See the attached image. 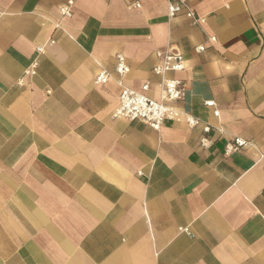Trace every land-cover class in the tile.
<instances>
[{
    "label": "crops",
    "instance_id": "1",
    "mask_svg": "<svg viewBox=\"0 0 264 264\" xmlns=\"http://www.w3.org/2000/svg\"><path fill=\"white\" fill-rule=\"evenodd\" d=\"M66 1L0 0V264H264V0ZM169 47L200 124L113 118Z\"/></svg>",
    "mask_w": 264,
    "mask_h": 264
},
{
    "label": "built area",
    "instance_id": "2",
    "mask_svg": "<svg viewBox=\"0 0 264 264\" xmlns=\"http://www.w3.org/2000/svg\"><path fill=\"white\" fill-rule=\"evenodd\" d=\"M193 0H178L167 2V16L174 17L185 10V16L193 18V12L190 9H186V3ZM74 0H67L59 7V13L62 16H71V7ZM132 8H140L138 1L133 2L130 5ZM202 22L203 19H197ZM214 39V38H212ZM50 40L49 43H53ZM36 50L41 51V47H37ZM203 50L202 46L195 47L196 52ZM155 56L158 59V63L152 68L155 75L160 76L159 83L160 99L154 100L150 98L146 91L149 86L148 83H144L141 87V91H134L132 89L121 86V90L118 96V102L112 112L113 118L126 119V120H139L149 127L158 130L162 123L165 121H180L183 120L188 127H195L200 124V120L191 116L188 113L181 112L174 103L182 100L185 96L186 85L184 81L178 78L165 77V73L172 71H182L185 68L184 58L181 52L173 48H167L164 50H157ZM35 66L33 63L32 68ZM115 72L119 76L125 75L129 71V67L126 63L125 57L118 53L115 55ZM27 72H32L31 70ZM110 78V73L106 69H100L94 77L96 84H105ZM205 105L213 107V101H206ZM213 115L217 116L218 111L213 109ZM204 132L209 131V126L203 127ZM206 139L200 140L202 146L206 145ZM246 145V142L242 139L235 138L232 142L225 145V152L229 153L236 151L239 148ZM183 232H187L186 228H180Z\"/></svg>",
    "mask_w": 264,
    "mask_h": 264
}]
</instances>
